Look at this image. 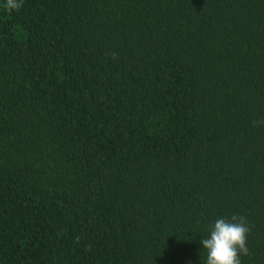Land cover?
<instances>
[{"label":"trees","instance_id":"obj_1","mask_svg":"<svg viewBox=\"0 0 264 264\" xmlns=\"http://www.w3.org/2000/svg\"><path fill=\"white\" fill-rule=\"evenodd\" d=\"M0 0V264H264V0Z\"/></svg>","mask_w":264,"mask_h":264},{"label":"clouds","instance_id":"obj_2","mask_svg":"<svg viewBox=\"0 0 264 264\" xmlns=\"http://www.w3.org/2000/svg\"><path fill=\"white\" fill-rule=\"evenodd\" d=\"M21 6L16 0H7L5 5L9 11L18 10ZM261 123H264V120L253 121V126ZM249 231L243 216L218 218L210 226L208 237L200 240L207 253L205 264H241L240 255H248L246 239Z\"/></svg>","mask_w":264,"mask_h":264}]
</instances>
